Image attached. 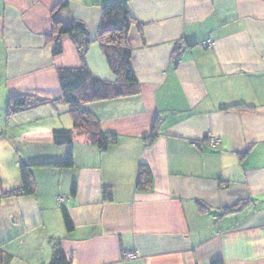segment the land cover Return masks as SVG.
Returning a JSON list of instances; mask_svg holds the SVG:
<instances>
[{
    "label": "crops",
    "instance_id": "1",
    "mask_svg": "<svg viewBox=\"0 0 264 264\" xmlns=\"http://www.w3.org/2000/svg\"><path fill=\"white\" fill-rule=\"evenodd\" d=\"M63 1L0 0V104L37 97L65 115L60 127L18 132L35 164L66 158L57 128L73 132L74 152L73 168H33L34 196L2 199L0 191L21 229L0 237V264H49L54 239L72 264H264V0H68L59 17L88 29L84 61L69 36L54 55L52 13ZM114 2L138 22L129 44L140 92L86 105L117 138L102 152L75 128L58 72L85 65L116 82L98 43L102 8ZM208 134L219 147H199ZM141 165L151 169L152 191L137 189Z\"/></svg>",
    "mask_w": 264,
    "mask_h": 264
},
{
    "label": "trees",
    "instance_id": "2",
    "mask_svg": "<svg viewBox=\"0 0 264 264\" xmlns=\"http://www.w3.org/2000/svg\"><path fill=\"white\" fill-rule=\"evenodd\" d=\"M69 5L68 0L59 4L52 13L55 39L57 41L54 55L63 53L60 38L69 36L81 48L82 60L91 44L89 31L86 26L77 21L65 22L60 19L59 14ZM103 21L98 33L100 43L108 66L116 77V82H104L95 78L90 70L84 65L81 69L60 70L58 78L62 89L61 100L70 108L75 128L89 137L92 145L100 151L105 152L111 145L116 144L114 135L105 134L100 127V122L85 106L90 103L104 102L121 98L137 96L140 92L139 82L133 68V50L129 44V34L134 25H138L130 13L125 2H114L103 6ZM178 61H176V65ZM48 101L31 96L11 95L8 105V115L32 110L47 104ZM237 108V107H236ZM239 109V108H237ZM159 124L156 123L152 129L151 142L159 135ZM54 142L58 146L70 145L66 158L61 162L24 165L21 167V185L18 188L4 192L2 199L31 197L36 194V183L33 176V168L52 167L57 169H70L74 167L73 132L71 130H55L53 132ZM2 180L0 178V186ZM153 175L147 165L139 167L137 189L140 192L152 191ZM75 191V189H74ZM108 193L111 198L112 192ZM64 221L68 231L73 230L70 216L64 210ZM54 254L49 264H72L71 258L62 248L61 242L53 240ZM2 264H9L3 261ZM214 264H223L218 261Z\"/></svg>",
    "mask_w": 264,
    "mask_h": 264
},
{
    "label": "rangeland",
    "instance_id": "3",
    "mask_svg": "<svg viewBox=\"0 0 264 264\" xmlns=\"http://www.w3.org/2000/svg\"><path fill=\"white\" fill-rule=\"evenodd\" d=\"M2 101V100H1ZM45 109L38 107L33 113H25L28 115H18L9 120V115L6 107L0 104V178L2 184L0 191L8 192L21 185V167L24 165H32L37 163V155L32 152L33 145L26 144L28 142L21 141L19 137V131L31 129L35 127H60L62 126L65 115L63 113L56 115V110L46 111ZM53 108V107H51ZM93 107L85 106V109L90 111ZM49 109V108H48ZM43 110V111H42ZM91 112V111H90ZM61 129V128H57ZM10 138L8 136H14ZM60 146L69 150L70 145ZM44 151V150H43ZM59 159V160H57ZM55 161H63V158H56ZM8 207L7 204L0 203V237L6 238L10 234H20L21 229L14 227L8 221ZM14 264H24L23 259L16 258Z\"/></svg>",
    "mask_w": 264,
    "mask_h": 264
},
{
    "label": "built area",
    "instance_id": "4",
    "mask_svg": "<svg viewBox=\"0 0 264 264\" xmlns=\"http://www.w3.org/2000/svg\"><path fill=\"white\" fill-rule=\"evenodd\" d=\"M212 46L211 43H205L202 48H210ZM200 148H204L205 145H207L208 147L210 148H217L219 147L220 145V140L215 137L214 135L212 134H208L207 137H206V140H204L203 142L199 143L198 144ZM60 202H63L64 201V198L62 199H59ZM126 258L128 259H132L134 258V254H126Z\"/></svg>",
    "mask_w": 264,
    "mask_h": 264
}]
</instances>
